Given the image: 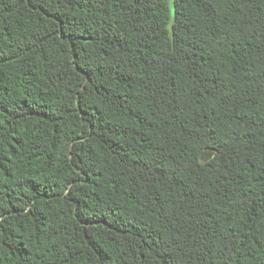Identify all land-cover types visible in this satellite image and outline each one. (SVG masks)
Returning a JSON list of instances; mask_svg holds the SVG:
<instances>
[{
    "label": "trees",
    "instance_id": "trees-1",
    "mask_svg": "<svg viewBox=\"0 0 264 264\" xmlns=\"http://www.w3.org/2000/svg\"><path fill=\"white\" fill-rule=\"evenodd\" d=\"M0 264H264V0H0Z\"/></svg>",
    "mask_w": 264,
    "mask_h": 264
},
{
    "label": "rangeland",
    "instance_id": "rangeland-1",
    "mask_svg": "<svg viewBox=\"0 0 264 264\" xmlns=\"http://www.w3.org/2000/svg\"><path fill=\"white\" fill-rule=\"evenodd\" d=\"M214 152L212 150H206L204 151L201 156H200V160L201 162H206L208 161L212 156H213Z\"/></svg>",
    "mask_w": 264,
    "mask_h": 264
}]
</instances>
